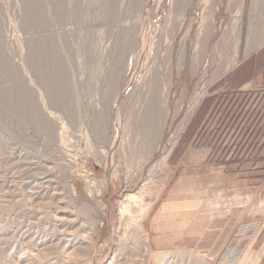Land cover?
Masks as SVG:
<instances>
[{
  "label": "rangeland",
  "instance_id": "obj_1",
  "mask_svg": "<svg viewBox=\"0 0 264 264\" xmlns=\"http://www.w3.org/2000/svg\"><path fill=\"white\" fill-rule=\"evenodd\" d=\"M205 2L0 0V264H228L226 216L253 172L191 156L237 68L234 22L239 66L264 25L248 1ZM209 84L163 166L155 115L159 137L177 130ZM166 202L192 207L163 214Z\"/></svg>",
  "mask_w": 264,
  "mask_h": 264
},
{
  "label": "crops",
  "instance_id": "obj_2",
  "mask_svg": "<svg viewBox=\"0 0 264 264\" xmlns=\"http://www.w3.org/2000/svg\"><path fill=\"white\" fill-rule=\"evenodd\" d=\"M245 1L250 3L251 13L256 14L248 23L264 25V0ZM229 75L228 91H264V45L253 54L251 61L245 60ZM210 151V148L202 149L192 155V164H205L210 168L211 165L206 163ZM240 174L243 179L236 190L242 202L232 208V211L238 210L236 216H226L231 227L223 243L222 262L264 264V210H260L264 208V179L252 178L254 172ZM245 198L249 200L245 202Z\"/></svg>",
  "mask_w": 264,
  "mask_h": 264
},
{
  "label": "trees",
  "instance_id": "obj_3",
  "mask_svg": "<svg viewBox=\"0 0 264 264\" xmlns=\"http://www.w3.org/2000/svg\"><path fill=\"white\" fill-rule=\"evenodd\" d=\"M216 97L194 144L211 149L209 164L247 168L264 179V91H228Z\"/></svg>",
  "mask_w": 264,
  "mask_h": 264
},
{
  "label": "bare ground",
  "instance_id": "obj_4",
  "mask_svg": "<svg viewBox=\"0 0 264 264\" xmlns=\"http://www.w3.org/2000/svg\"><path fill=\"white\" fill-rule=\"evenodd\" d=\"M29 1V0H28ZM198 1V0H197ZM207 1V0H206ZM210 1V0H209ZM243 1L244 0H242V3H243ZM204 2H205V0H204ZM218 2V1H217ZM32 4H31V8H30V10H29V12H30V19H29V21H32V22H35V21H37V19H38V13H39V11H38V9H36L37 7H36V5H34V3L33 2H31ZM36 3V2H35ZM206 3V2H205ZM38 4V3H37ZM204 5V4H203ZM202 5V6H203ZM209 5V4H208ZM205 7V6H204ZM211 8V7H210ZM218 9V8H217ZM205 10V9H204ZM238 13H240L239 15L241 16V14H242V9L241 10H239V12ZM210 14V13H209ZM238 16V15H237ZM237 16H235V17H237ZM240 18V17H239ZM219 19V18H218ZM208 21V20H207ZM210 22V21H209ZM218 23V22H217ZM235 24V28H236V35H235V39H234V42H235V44H234V52H233V55H232V59H231V65H230V67L228 68L230 71L231 70H233V69H235L236 67H238L239 66V60H240V58H241V50H240V47H241V40H240V37H241V26H242V21H241V19H237L236 20V22H234ZM254 23V22H253ZM206 24V23H205ZM216 24V23H215ZM219 24V23H218ZM214 25V24H213ZM215 26V25H214ZM253 26H255V25H253ZM203 27H205V26H203ZM206 27H207V24H206ZM210 28V27H209ZM207 29V28H206ZM211 29H212V27H211ZM214 30H215V27H214ZM219 30H221V29H219ZM218 30V31H219ZM207 31V30H206ZM212 31H213V29H212ZM212 31H211V33L209 32V29H208V32L210 33V34H212ZM205 32V31H204ZM257 32V31H256ZM207 35H208V33H206ZM205 34V35H206ZM255 34V33H254ZM253 34V35H254ZM262 35V34H261ZM209 36V35H208ZM208 36H206V37H208ZM259 36V35H258ZM204 39V38H203ZM207 39H210L209 37L207 38ZM215 39V38H214ZM254 39V41H252ZM252 40H250V41H252V43L250 42V47H248L249 48V50L247 51V56H248V54L251 52V51H255V50H259V48H261L263 45H264V38H262V39H260V38H258V37H256L255 35L252 37ZM259 40V41H258ZM206 41V40H205ZM212 41V40H211ZM214 42H215V40H214ZM204 43V42H203ZM209 44H210V42H208ZM207 44V43H206ZM215 44V43H214ZM205 45V44H204ZM212 45V44H211ZM207 48H208V45H207ZM247 48V49H248ZM210 51V50H209ZM246 54V53H245ZM244 54V55H245ZM48 58V57H47ZM46 62H48V60L46 61ZM197 62H199V60L197 61ZM196 62V65L198 64ZM229 62V63H230ZM202 63V62H201ZM197 67V66H196ZM229 71V72H230ZM227 72H228V70H227ZM206 84V83H205ZM211 85H213V84H209V86L208 87H206V88H204V91L202 92V93H200L199 95L197 94V97H196V101H195V105H194V107L192 108V110H190L188 113H187V115H185L186 116V118L184 119V121L182 122V123H180L179 124V127H178V129L177 130H172V129H168L169 127H167L166 126V124H168L167 122H165L166 124H164L163 125V129H164V131H165V133H163V134H161L160 135V137H159V135H157L158 133H159V129H160V127L162 126V121H161V119L159 120V118L157 117V115H155V117H157V119L154 117V123L152 122V129L153 130H155V129H157V130H155V132L154 133H152V135H151V137L152 136H155V137H158L159 139H156V141H154L153 142V144L150 146V149L152 148L153 149V152H155L156 153V155L158 156V158L160 157L161 158V160H162V162H163V166H166L167 165V159H168V157L170 156V154L172 153V151H173V149L176 147V145H177V143H178V141H179V139L181 138V136L183 135V133L185 132V130H186V127H187V125H188V123L190 122V119H191V117L194 115V113L196 112V110H197V108L199 107V105L201 104V102H202V99H203V97L205 96V95H207V93H208V91H209V88H210V86ZM162 103V102H161ZM164 105H165V103H164ZM167 106V105H166ZM163 108V107H162ZM166 108V107H165ZM166 110V109H165ZM164 111V110H163ZM168 111V110H167ZM171 111V110H170ZM164 112H166V111H164ZM51 114V113H50ZM167 114H168V112H167ZM166 114V115H167ZM170 114V113H169ZM171 115V114H170ZM166 117H165V120H164V118H163V120L164 121H166ZM151 120V119H150ZM168 120V119H167ZM161 124V125H160ZM155 155V156H156ZM156 156V157H157ZM154 158V157H153ZM140 195L139 194H137V195H131V196H128V203H131L132 204V200H135L136 201V198H138ZM140 198V197H139ZM134 201V202H135ZM137 202V201H136ZM194 203V202H193ZM126 204V203H125ZM177 204L178 203H174V202H166V203H164V206L162 207V212H163V214L164 213H168V211H177L176 209H178V208H183L184 206H186V208L187 207H189L190 206V203L188 204H185L184 206H177ZM181 203H179L178 205H180ZM127 205V204H126ZM125 205V206H126ZM193 206H195V205H193ZM124 207V206H123ZM130 207V206H129ZM192 207V206H191ZM191 207H189V208H191ZM195 207H197V205L195 206ZM124 209V208H123ZM125 209H126V207H125ZM129 209V208H128ZM184 209V208H183ZM179 210V209H178ZM186 210V209H185ZM179 211H181V210H179ZM183 211V210H182ZM172 213V212H171ZM180 223V222H179ZM185 223H187V220H186V222ZM140 225V224H139ZM142 225V224H141ZM180 226H182V224L180 223ZM177 227V226H176ZM186 227H187V224H186ZM179 228H181V227H179ZM182 228H183V226H182ZM176 229H178V228H176ZM185 229V228H184ZM138 230H140V232H142V233H144V234H142L143 236H144V238H145V241L147 242L148 241V235H147V233L143 230V228H140V227H138L137 228V232H138ZM183 230V229H182ZM180 231V230H179ZM135 238H136V236H135ZM143 238V239H144ZM149 243V242H148ZM147 244V243H146ZM35 256V255H34ZM35 259V258H34ZM196 260V259H195ZM194 263V262H193ZM197 263V262H196ZM199 263V262H198Z\"/></svg>",
  "mask_w": 264,
  "mask_h": 264
},
{
  "label": "built area",
  "instance_id": "obj_5",
  "mask_svg": "<svg viewBox=\"0 0 264 264\" xmlns=\"http://www.w3.org/2000/svg\"><path fill=\"white\" fill-rule=\"evenodd\" d=\"M212 166H213V168L216 169V170H220V169H224V168H226V166L223 165V164H213Z\"/></svg>",
  "mask_w": 264,
  "mask_h": 264
}]
</instances>
